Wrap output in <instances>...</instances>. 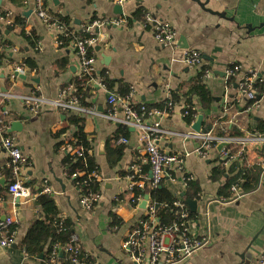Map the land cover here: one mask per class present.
I'll use <instances>...</instances> for the list:
<instances>
[{"label": "crops", "instance_id": "0c3cea01", "mask_svg": "<svg viewBox=\"0 0 264 264\" xmlns=\"http://www.w3.org/2000/svg\"><path fill=\"white\" fill-rule=\"evenodd\" d=\"M45 5L50 16L69 18L71 27L79 33L95 22L103 23L93 28L98 41L93 52L96 83L91 84L94 86L92 106L88 108L91 112L110 111L109 93L125 96L132 92L137 103L159 112L147 122L160 124L165 132L160 148L170 154L182 155L197 149L199 141L174 133L196 132L193 126L200 115L204 117L202 132L204 125L217 123L229 115L227 124L241 133L219 138L264 136L263 97H257L259 103L255 105L253 101L251 108L243 112L231 113L230 106L238 97V82L244 72L254 69L264 78V0H127L124 4L109 0H45ZM116 6L122 7V15L116 12ZM137 11L143 12L145 22L128 23ZM6 14H11L12 23L0 22L3 54L8 58L0 70V141L5 136L14 138L32 165L23 174L31 199L17 203V198L8 192L13 181L9 158L0 151V225L10 217L17 222L14 230L5 231V236L14 232L15 239L10 247H0V264H43L40 258H29L21 243L35 220L44 216L35 201L45 187L52 191L47 195L54 198L59 218L74 224L75 245L89 256V262L135 264L122 245L145 218V209L140 208L142 202L139 207L132 204L135 195L129 190L128 181L133 166H139L143 178L150 180V166L143 163L146 158L143 143L135 131L127 129L129 133L122 135L119 131L124 127L122 124L94 113L80 115L46 108L32 118L23 98L37 94L48 100L59 99L63 90L75 86L80 74L79 59L72 45L68 49L58 45L60 32L47 28L37 17L34 0H0V16ZM148 16L155 23L167 24L176 33V46L168 47L156 40ZM17 19L24 24V34L21 26L9 31ZM33 32L36 39L31 38ZM189 50L199 51L204 68L212 72V77L203 81L213 104L204 110L193 96L195 112L185 118L182 107L190 104L187 96L192 80L202 74L184 63L185 51ZM27 60L36 67H27ZM63 61L67 62L65 68L59 65ZM18 64L26 66L22 76L25 78H12V70ZM233 65H240L242 72L229 78L227 70ZM105 77L112 90L99 85ZM123 88L129 89L125 95L121 93ZM169 102L174 103L173 107H168ZM246 103L243 99L240 106ZM227 107L230 111L225 113ZM77 115L85 119V133L91 140L96 172L100 175L99 201L90 210L82 206L79 184L67 175L66 155L61 152L66 140L58 134L68 128L67 119ZM15 122L23 125L21 131H13ZM72 128L68 135L74 133ZM116 136L117 141L113 140ZM123 139L127 144H122ZM118 145L125 150L120 162L113 166L108 153ZM219 145L215 144L207 159L190 154L185 158L183 172L175 169L170 172L175 181L166 178L162 185L173 196V203L179 198L186 204L192 234L208 240L205 247L182 264H259L264 256V144L252 143L246 147L243 167L257 166L262 171L257 186L246 193L239 188V197L234 195L232 187L225 189L234 173L229 171L232 163L227 166L220 161L221 151L226 148L224 145L219 149ZM238 147L237 143L233 144V148ZM189 176L192 180L185 187L182 182ZM192 183L198 190L197 200L194 195L188 197ZM187 200L197 202L195 211ZM171 211L174 214L171 221L159 216L162 224L175 222L173 208ZM63 257L60 253L61 262L67 263L68 259L63 261Z\"/></svg>", "mask_w": 264, "mask_h": 264}, {"label": "built area", "instance_id": "2783aa9c", "mask_svg": "<svg viewBox=\"0 0 264 264\" xmlns=\"http://www.w3.org/2000/svg\"><path fill=\"white\" fill-rule=\"evenodd\" d=\"M109 1L116 4H124L127 0ZM34 4L35 14L47 28L55 29L60 32V35H64L65 37L68 36L65 27L60 25L48 13L45 0H34ZM2 21L11 24V14L0 16V22ZM147 21L153 23L152 27L155 38L160 44L168 47L176 46L177 35L167 24L155 23L149 16L147 17ZM114 23L120 24L119 21H115ZM102 24L101 22H95L93 26L87 27L81 33L86 32L91 37L88 39L76 38L71 44L75 49L80 64L78 80L88 79L87 84L90 85L96 83V60L93 53L90 54L88 50L94 48L98 41L93 35V28ZM72 32L75 34V31ZM2 43L3 39L0 32V53L5 52ZM60 44L61 42L58 40V45ZM183 61L189 69L201 70L203 80H208L212 77V72L209 69L204 70L203 56L199 51H185ZM1 69L2 67H0ZM26 71L27 68L25 65L18 64L12 70V78L15 79L23 76ZM241 72L242 67L240 65H233L227 70V76L232 78ZM99 85L105 87L102 83H99ZM259 96L264 98V78L254 69H249L242 74L238 82V97L234 101L240 104L243 99L250 101L257 97L259 98ZM23 101L32 118L38 117L46 108L70 111L80 115L94 113L81 106L79 97L75 95L74 87L63 90L60 98L57 100H48L37 94H33L32 96L24 97ZM253 103L257 105L259 102L254 100ZM108 104L111 109L107 114H94L109 119L114 123H120L128 129H134L139 141L143 143L145 148L146 158L143 163L150 166L151 177L149 181L143 178L144 176L139 166H133L131 168V174L128 177L129 190L135 195L132 204L136 207H139V204L144 201L148 188L157 189L161 187L166 178H171L172 181H175L170 172L173 169L178 173L183 172L185 158L190 156V154L207 159L209 152L214 148L215 144H224L226 149L221 151L220 161L228 166L235 161H239L241 164L244 162L245 150L249 144H264V136L260 135L241 137L239 139L216 137L214 135V129L217 123H213L212 130L207 133L202 131L198 133L193 130L182 134L174 133V135L184 139L197 140L200 144L192 153L182 155L170 154L160 148L161 138L165 134L160 124L147 122L153 116L159 115V112L155 110L149 111L144 104L137 103L132 92L125 96L109 93ZM173 105V102H169L168 107L171 108ZM182 109L185 118L191 117L193 112H195V109L190 104L184 105ZM229 111V107L225 108V113ZM233 120L234 118H232L230 123L233 124ZM72 129H75V127ZM69 142V140L65 141L61 147V152L65 155L71 154L73 157H82L86 151L85 148L81 145L73 147ZM121 142L122 144H127L126 139H123ZM236 143L240 147L233 148V144ZM0 151H4L8 155V168L13 178V181L8 186V192L20 201L30 200V190L24 183L23 174L32 165L31 161L23 154L16 140L11 136H5L1 139ZM78 177L84 178L83 183L85 185H89V182L93 179L96 181L100 180V175L96 171L74 173L71 175L73 179H77ZM191 180L192 177L190 176L184 177L182 183L186 187ZM231 190L236 197H239V183L232 186ZM51 192L49 187H45L43 190L44 194H50ZM98 201L99 196L93 194H85L81 200L82 206L87 210L92 209ZM172 208L176 215V220L171 225H164L158 215L157 203L151 196L148 199L145 208V218L140 221L137 225L138 227L128 234L122 245L123 250L128 253L135 264H182L190 260L199 250L208 244L207 238H198L192 234L186 204L178 198L172 204ZM15 223L17 222L10 217L6 219L4 224L0 225L1 248L6 249L14 243V232L9 234V236H5V231L10 226L15 225ZM76 240L73 236L71 239L73 245L64 247L60 246V244H55L51 254V260L48 264H93V262L88 261L89 256H85L81 248L75 245ZM60 253L68 256L67 263L61 262ZM258 263L264 264V256L261 257Z\"/></svg>", "mask_w": 264, "mask_h": 264}, {"label": "trees", "instance_id": "16d2710c", "mask_svg": "<svg viewBox=\"0 0 264 264\" xmlns=\"http://www.w3.org/2000/svg\"><path fill=\"white\" fill-rule=\"evenodd\" d=\"M53 16V15H52ZM54 20H56L60 25L64 26L66 29L67 37L61 35L59 37V41L61 42L60 47L63 49H68L72 42L75 41L76 38L88 39L90 38V34L84 32L79 33L75 31V34L72 32L74 29L71 27V21L67 17H63L60 15H54ZM145 15L142 11H137L136 14L127 20L128 23L133 22H141L144 23ZM22 27V33L24 34V24L20 19L15 21L13 27L9 29V31H13L16 27ZM36 39V35L33 32L32 37ZM95 48H90L88 51L90 54L94 52ZM4 59H8L6 55L0 53V67L3 64ZM12 61V60H11ZM67 62L63 61L60 62L59 65L62 68L66 67ZM25 65L29 68L34 69L36 66L32 63V61L27 60L25 61ZM206 68H204L205 70ZM103 77V74L102 76ZM102 84L108 89L112 90V86L110 81L107 77L102 78ZM88 79L76 80L75 82V95L79 97V101L82 107L90 108L92 105L90 100L92 98L91 91L94 89V86L87 84ZM129 91L128 88H123L121 93L127 94ZM261 91V89H260ZM193 96H195L204 110H207L213 104V98L210 94L207 86L204 84L203 81V74H198L192 80V86L187 96L188 103L192 105ZM175 101H178L179 98L173 94ZM255 98L254 100H256ZM254 100L247 101L244 107H241L239 103L233 101L231 106V113L234 111H245L249 108ZM69 126L64 131H60L58 134L59 136H63L64 140H70V144L73 147L81 145L85 148V153L82 157L79 156H72L71 154L66 155V159L64 161L66 172L69 177H71L74 173H84V172H92L98 171L97 165L95 163L94 155L92 154L93 147L91 146V140L88 138V135L85 133V119L80 116H71L67 119ZM217 125L214 129V134L218 137H225V135L229 136H238L241 133L235 127H229L227 124L229 121V115L223 117L220 120H217ZM75 127L74 133L69 136L67 134L69 128ZM213 124H208L203 126V132L207 133L212 130ZM128 128L123 127L119 131L122 135H126L129 133L127 130ZM67 134V137L64 135ZM118 136H116L113 140L117 141ZM125 150L124 146L118 145L115 146L113 152L108 153L109 162L112 163L113 166L120 162L123 152ZM225 173V169H222ZM221 171V172H222ZM230 173H234L233 177L228 178L227 185L225 187L226 190H230V187L234 186L235 184L239 183V188L242 190L243 193L253 190L257 186V182L259 179L260 172L262 171L257 166L253 168H248L246 165H243L240 162H233L230 169ZM222 172V173H223ZM10 173V172H9ZM84 178L78 177L75 179L76 183L79 184V187L82 189L83 195L85 194H93L98 195L100 194V183L96 180H91L89 185H85L83 183ZM196 184L192 183L190 186L191 192L189 191L188 197L193 198V195H198V190L196 189ZM189 189V190H190ZM147 195L151 196L153 200L157 203L158 215L161 218L165 216L171 221L173 219L174 214L172 213V204H173V196L167 191L166 188L163 186L152 189L148 188L146 191ZM228 197L231 195L229 192L226 194ZM37 207H39L40 211L44 214V216L39 217L35 220L32 224L30 229L28 230L26 237L21 243V247L24 249V252L29 258L34 259H41L43 264H48L49 259L51 257V252L53 251V247L55 244H60V246H68L73 245L71 242L72 237L74 236V224L68 220H62L59 218L57 205L54 198L51 195H47L41 193V195L35 201ZM172 217V218H171ZM166 224V223H165ZM171 225V224H170ZM15 229V226H10V232ZM68 259L67 255H64L63 261ZM46 262V263H45Z\"/></svg>", "mask_w": 264, "mask_h": 264}, {"label": "water", "instance_id": "95a60500", "mask_svg": "<svg viewBox=\"0 0 264 264\" xmlns=\"http://www.w3.org/2000/svg\"><path fill=\"white\" fill-rule=\"evenodd\" d=\"M116 12L117 13H120L121 15H122V7L121 6H116ZM115 12V13H116ZM78 23V22H77ZM79 24V23H78ZM21 78H25V77H22L21 76ZM203 120H204V117H203V115H200L199 117H198V120H197V122L195 123V125L193 126V129L196 131V132H201V129H202V125H203ZM12 128H13V131H21V129L23 128V125L21 124V123H18V122H15V123H13V126H12ZM130 131H133L134 132V129H130ZM224 147V144H221V145H219V149H221V148H223ZM101 149H102V147H101ZM4 182V180H1V183H3ZM150 198V196L149 195H146L145 196V199H144V201L142 202V204H141V209H145L146 208V204H147V201H148V199ZM16 202L17 203H19V199H16ZM187 203H188V205L191 207V209H193L194 211L196 210V208H197V202H195V201H191V200H187Z\"/></svg>", "mask_w": 264, "mask_h": 264}]
</instances>
